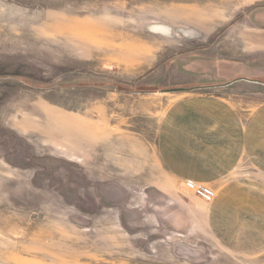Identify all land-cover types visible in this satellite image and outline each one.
<instances>
[{"label": "rangeland", "instance_id": "obj_1", "mask_svg": "<svg viewBox=\"0 0 264 264\" xmlns=\"http://www.w3.org/2000/svg\"><path fill=\"white\" fill-rule=\"evenodd\" d=\"M260 18L264 0H0V264L263 262L188 221L154 157L175 103L239 77L203 72L221 38L264 80Z\"/></svg>", "mask_w": 264, "mask_h": 264}, {"label": "crops", "instance_id": "obj_2", "mask_svg": "<svg viewBox=\"0 0 264 264\" xmlns=\"http://www.w3.org/2000/svg\"><path fill=\"white\" fill-rule=\"evenodd\" d=\"M259 21L264 23V18ZM253 36L249 41L257 43L256 48L264 47V34ZM235 41L236 45L227 46L221 38L219 49H208L207 56L217 58L204 65L203 72L214 69L239 77L192 87L198 90L163 116L154 157L166 176L157 178L163 186L169 185L170 178L173 186H181L185 192L184 183L191 180L215 192L209 203L194 195L177 196L188 221L198 217L231 253L264 255V80L244 79L241 38ZM217 91L221 95H215Z\"/></svg>", "mask_w": 264, "mask_h": 264}, {"label": "built area", "instance_id": "obj_3", "mask_svg": "<svg viewBox=\"0 0 264 264\" xmlns=\"http://www.w3.org/2000/svg\"><path fill=\"white\" fill-rule=\"evenodd\" d=\"M185 188L193 195L205 203L211 202L215 197V192L208 186L196 184L191 180H186Z\"/></svg>", "mask_w": 264, "mask_h": 264}]
</instances>
